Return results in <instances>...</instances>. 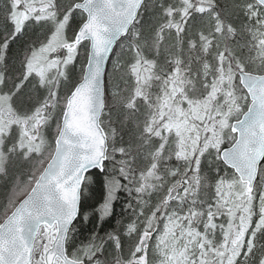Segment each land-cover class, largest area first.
Here are the masks:
<instances>
[{
  "label": "snow or ice",
  "instance_id": "obj_1",
  "mask_svg": "<svg viewBox=\"0 0 264 264\" xmlns=\"http://www.w3.org/2000/svg\"><path fill=\"white\" fill-rule=\"evenodd\" d=\"M0 182V264H264V0H0Z\"/></svg>",
  "mask_w": 264,
  "mask_h": 264
},
{
  "label": "trees",
  "instance_id": "obj_2",
  "mask_svg": "<svg viewBox=\"0 0 264 264\" xmlns=\"http://www.w3.org/2000/svg\"><path fill=\"white\" fill-rule=\"evenodd\" d=\"M17 48H18V46H17ZM108 71L111 72V65L110 64L108 66ZM3 198H4V189L2 188V189H0V203L3 202ZM115 211H116L115 218L113 220H111L108 224L104 225V227L107 231H112L113 226L118 228L120 226L121 222H126V220H127L128 212L126 209V205H124V203H123V198H121V203L116 205ZM122 212L124 213L123 216L121 215ZM89 227H90L89 225L85 226L84 235L88 234L87 230Z\"/></svg>",
  "mask_w": 264,
  "mask_h": 264
},
{
  "label": "rangeland",
  "instance_id": "obj_3",
  "mask_svg": "<svg viewBox=\"0 0 264 264\" xmlns=\"http://www.w3.org/2000/svg\"><path fill=\"white\" fill-rule=\"evenodd\" d=\"M2 183V182H1ZM0 189H2V187H0Z\"/></svg>",
  "mask_w": 264,
  "mask_h": 264
},
{
  "label": "flooded vegetation",
  "instance_id": "obj_4",
  "mask_svg": "<svg viewBox=\"0 0 264 264\" xmlns=\"http://www.w3.org/2000/svg\"><path fill=\"white\" fill-rule=\"evenodd\" d=\"M1 183V182H0Z\"/></svg>",
  "mask_w": 264,
  "mask_h": 264
}]
</instances>
